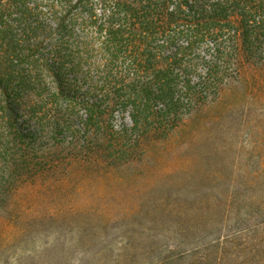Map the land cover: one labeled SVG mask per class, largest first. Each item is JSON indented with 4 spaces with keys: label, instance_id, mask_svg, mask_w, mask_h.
<instances>
[{
    "label": "rangeland",
    "instance_id": "obj_1",
    "mask_svg": "<svg viewBox=\"0 0 264 264\" xmlns=\"http://www.w3.org/2000/svg\"><path fill=\"white\" fill-rule=\"evenodd\" d=\"M57 1L55 16L45 0H26L23 11L10 9L0 23V49L26 56L9 69L0 63V75L9 77L0 94L6 92L12 109L8 118L0 104V152L7 145L10 154L17 152L19 131L24 145L42 149L43 158L42 169L21 178L10 168L0 171V264H264V65L246 67L205 104L182 111L161 139L143 140L128 152L105 150L110 145L99 142L97 153L75 154L69 133L57 147L47 136L36 141L39 128L26 118L28 105L52 110L48 98L55 91L87 99L92 83L85 76L98 84L104 79L99 71L105 55L91 28L84 35L96 41L79 46L87 59L79 73L49 67L27 76L53 50L59 19L77 12L79 0ZM195 53L191 79L197 82L211 58L204 46ZM158 55L145 75L156 85L167 53ZM13 94H23L24 106ZM120 101L109 117L115 130L131 126V109ZM75 113L84 110L77 106Z\"/></svg>",
    "mask_w": 264,
    "mask_h": 264
},
{
    "label": "trees",
    "instance_id": "obj_2",
    "mask_svg": "<svg viewBox=\"0 0 264 264\" xmlns=\"http://www.w3.org/2000/svg\"><path fill=\"white\" fill-rule=\"evenodd\" d=\"M45 2L55 16L58 1ZM39 4L36 3V8ZM75 6L78 13L66 21L63 17L59 19L58 29L53 34L55 45L43 55L41 69L30 68L26 72L32 78L36 71L51 67L55 71L77 74L87 60L79 52V46L93 44L97 39L101 41L99 49L105 58L99 74L104 79L98 84L85 76L92 83L87 99H78L76 93L59 89L48 98L52 110L27 106L30 109L26 118L39 128L34 140L40 142L47 136L57 147L69 133L78 146L74 148L75 154L80 150L84 155L97 153L94 144L99 142L110 145L105 150L128 152L134 145L140 147L143 140L161 139L178 125L182 111L189 113L205 104L208 96L218 95L225 83L236 80L246 67L264 65V0H79ZM25 7L26 0H0V23L10 9L21 12ZM88 28L95 31L96 40L84 35ZM1 35L2 31L0 42ZM200 46L208 50L211 60L195 82L191 79L196 70L192 60ZM70 47L75 49L70 50ZM171 48L173 51L169 52ZM160 50L167 55L161 56L163 72L156 85L154 78L146 79L145 75L149 74L148 68L153 69L158 64ZM25 58L15 51L7 54L0 49V63L6 69L13 61ZM70 58L76 63L71 65ZM122 59L128 61L126 66L120 65ZM94 68L97 69L96 65ZM5 79L9 77L0 75V83ZM178 81L182 82L180 89ZM122 90L128 92L127 97L116 94ZM5 94L2 90L0 104L4 102L9 118L12 109L10 103H5L8 98ZM41 97V93L36 95L37 100L40 98L37 102H42ZM13 98L23 105V94L21 97L13 94ZM118 98L122 100L120 104L129 105L131 109V126L115 130L109 117ZM63 100L61 107L58 103ZM77 106L84 110L81 116L75 113ZM15 136L18 150L10 154L8 145L3 148L0 171L10 168L12 175L19 172L17 178H21L42 169L43 158L39 157L42 149L25 146L19 131H15ZM119 141H126L129 147L119 149L118 145L115 148V142Z\"/></svg>",
    "mask_w": 264,
    "mask_h": 264
}]
</instances>
